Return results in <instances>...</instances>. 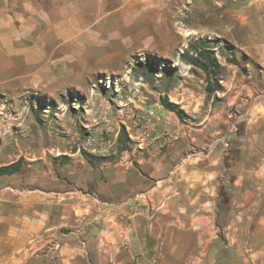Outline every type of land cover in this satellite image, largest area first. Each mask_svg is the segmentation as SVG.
<instances>
[{"label": "crops", "instance_id": "obj_1", "mask_svg": "<svg viewBox=\"0 0 264 264\" xmlns=\"http://www.w3.org/2000/svg\"><path fill=\"white\" fill-rule=\"evenodd\" d=\"M161 10V0H0V102L35 91L47 104L31 112L49 123L59 101L87 113L25 139L0 130V167L21 163L0 173V264H264V2L228 23L218 11L210 33L231 45L208 48L216 74L148 90L131 119L89 83L136 54L169 53ZM90 134L105 135L106 153L83 155Z\"/></svg>", "mask_w": 264, "mask_h": 264}, {"label": "rangeland", "instance_id": "obj_2", "mask_svg": "<svg viewBox=\"0 0 264 264\" xmlns=\"http://www.w3.org/2000/svg\"><path fill=\"white\" fill-rule=\"evenodd\" d=\"M249 1L250 0H225L224 3L219 6L217 0H161L162 43L163 46H167L169 53L161 52L148 55L146 52H143L132 56L125 62L120 72L104 76L95 81L92 80L89 83V94L91 93L103 99L107 95L108 97H106L107 99L105 100L112 109L120 111L123 109V106H126L124 108L130 109L129 114L126 113V116L129 115L131 119H134V115L137 114L138 110L140 111L137 105L147 103V101H143L139 98L140 95L147 93L150 89L168 91L172 83L186 78L187 74L191 72H194L195 77L201 76V70L193 69L192 66L187 69L186 63H184L180 57V59L176 58L177 53L186 50L189 44L194 43V45H196L199 41L207 42L208 40L211 42V46L220 45L223 47L225 46L224 43L231 45V42L227 39L210 33V31H216L217 13L218 11L225 10L227 12L226 19L228 23L232 16V11L241 9ZM145 2L147 6L148 4L150 5V0H145ZM156 4H158V2ZM200 31H203L202 33L204 35L200 36L202 34ZM207 31L209 33H207ZM189 34L191 37H189ZM147 58L155 61L163 60V64L167 66L166 68H168V66L169 68L171 67L172 71L175 70V73L173 76L170 75L165 78L163 75L161 79L151 78L150 81H147L140 69H136V71L133 69L136 63L145 61ZM215 74H211V78ZM158 76H160V74H158ZM107 81L110 82L109 85H107ZM34 92L35 91H29L23 94L11 93L3 96V100L0 102V130L7 138L6 140H10L12 136L25 139L24 136L27 132H33L39 135V133L34 132L36 129H39L41 132L47 129H56L55 126L58 124L57 122L60 121L59 118H64L66 125H70L75 122V117L79 112V114H87L85 107L83 105H81V107L78 106L79 101L71 98L69 106L61 101L56 102V106L54 107L57 108L58 111L53 116L49 117V123L43 114L36 113L35 116L31 112L32 110H40L47 104L42 100L36 99L37 96H35ZM105 92L107 94H105ZM100 94L102 96H100ZM165 98L167 97L165 96ZM176 106L180 109V105ZM54 122L55 126L53 125ZM43 125L46 126L47 129H44ZM36 126H38V128H36ZM83 151L89 153L82 149V152Z\"/></svg>", "mask_w": 264, "mask_h": 264}, {"label": "trees", "instance_id": "obj_3", "mask_svg": "<svg viewBox=\"0 0 264 264\" xmlns=\"http://www.w3.org/2000/svg\"><path fill=\"white\" fill-rule=\"evenodd\" d=\"M210 45L211 42L208 40L207 42L199 41L196 45H194V43L189 44L188 48L179 54V57L184 63L201 70L207 79L210 78L211 74H215L218 68L217 60L212 56V51L208 49ZM224 45L225 47L229 46L228 43H224ZM163 63V60L155 61L147 58L145 61L136 63L135 68L133 69H135V71L136 69H140L142 71V75L147 81H150L151 78L161 79L163 75L165 78L170 75L173 76L175 70L172 71V68H169V66L166 68L167 66ZM158 74H160V76H158ZM206 89L208 91L210 87L207 85ZM161 104L164 108L175 111L178 115L182 114V111L175 104L170 103L165 97L161 99ZM82 153L86 158H89L88 153L84 151ZM63 159H65V157ZM20 165V160H18L10 165L0 167V173H12L18 170Z\"/></svg>", "mask_w": 264, "mask_h": 264}, {"label": "built area", "instance_id": "obj_4", "mask_svg": "<svg viewBox=\"0 0 264 264\" xmlns=\"http://www.w3.org/2000/svg\"><path fill=\"white\" fill-rule=\"evenodd\" d=\"M110 82L107 81V85ZM145 137L148 135L145 134ZM107 142L108 140L105 138V135H86V137L81 142V148L88 151L89 153H106L107 152ZM106 145V148H105ZM135 208L130 207L128 213L122 216L123 228L125 231L131 230V219L135 213ZM132 248H135L134 245H131Z\"/></svg>", "mask_w": 264, "mask_h": 264}]
</instances>
